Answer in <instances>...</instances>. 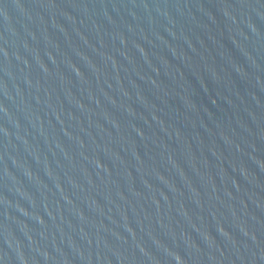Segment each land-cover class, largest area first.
<instances>
[{
  "label": "water",
  "instance_id": "1",
  "mask_svg": "<svg viewBox=\"0 0 264 264\" xmlns=\"http://www.w3.org/2000/svg\"><path fill=\"white\" fill-rule=\"evenodd\" d=\"M0 264H264V0H0Z\"/></svg>",
  "mask_w": 264,
  "mask_h": 264
}]
</instances>
